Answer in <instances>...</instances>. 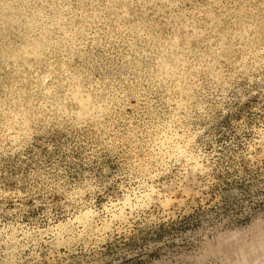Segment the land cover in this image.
<instances>
[{
    "label": "rangeland",
    "instance_id": "374dc122",
    "mask_svg": "<svg viewBox=\"0 0 264 264\" xmlns=\"http://www.w3.org/2000/svg\"><path fill=\"white\" fill-rule=\"evenodd\" d=\"M0 264H264V0H0Z\"/></svg>",
    "mask_w": 264,
    "mask_h": 264
},
{
    "label": "bare ground",
    "instance_id": "6f19581e",
    "mask_svg": "<svg viewBox=\"0 0 264 264\" xmlns=\"http://www.w3.org/2000/svg\"><path fill=\"white\" fill-rule=\"evenodd\" d=\"M166 135V134H165ZM164 133L161 134V138H159L162 142L164 143L166 140H169V138L167 136H165ZM176 136V135H175ZM172 139V138H171ZM163 145V144H162ZM165 146V145H164ZM183 153V152H182ZM184 154V157L191 162V166L192 168H198L200 165L197 161L196 158H194V156H190V155H185L186 153H183ZM141 201H137V204H139ZM168 202V200L165 198V201L164 203L166 204ZM120 210L122 212V210L126 207H132L131 205V200H130V197L129 196H125L123 199H122V202H120ZM92 216H93V212L91 210H87L85 211L81 216H80V219L82 220V222L84 223V227H89V228H92V229H96V227H93L91 225L92 223Z\"/></svg>",
    "mask_w": 264,
    "mask_h": 264
}]
</instances>
